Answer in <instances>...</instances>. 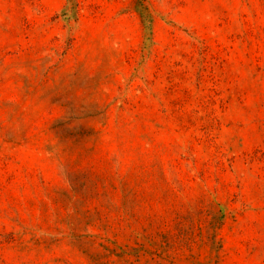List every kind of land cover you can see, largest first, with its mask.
<instances>
[{
	"label": "rangeland",
	"instance_id": "374dc122",
	"mask_svg": "<svg viewBox=\"0 0 264 264\" xmlns=\"http://www.w3.org/2000/svg\"><path fill=\"white\" fill-rule=\"evenodd\" d=\"M0 264H264V0H0Z\"/></svg>",
	"mask_w": 264,
	"mask_h": 264
}]
</instances>
